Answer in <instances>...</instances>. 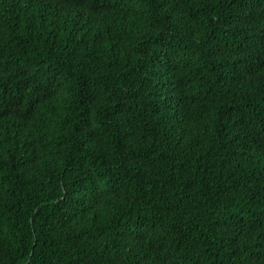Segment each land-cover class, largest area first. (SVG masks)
Returning <instances> with one entry per match:
<instances>
[{"label":"trees","instance_id":"1","mask_svg":"<svg viewBox=\"0 0 264 264\" xmlns=\"http://www.w3.org/2000/svg\"><path fill=\"white\" fill-rule=\"evenodd\" d=\"M0 264H264V0H0Z\"/></svg>","mask_w":264,"mask_h":264}]
</instances>
